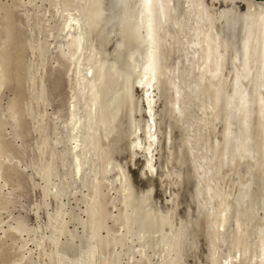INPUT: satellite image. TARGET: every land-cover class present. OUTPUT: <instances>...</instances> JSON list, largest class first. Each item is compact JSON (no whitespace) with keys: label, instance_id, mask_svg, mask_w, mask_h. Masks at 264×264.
<instances>
[{"label":"rangeland","instance_id":"rangeland-1","mask_svg":"<svg viewBox=\"0 0 264 264\" xmlns=\"http://www.w3.org/2000/svg\"><path fill=\"white\" fill-rule=\"evenodd\" d=\"M109 4V0H0V264H219L231 249L217 243L220 234L214 218L218 220L223 189L233 192L239 178L252 170L260 175L261 169H257L260 166L254 159L242 166V171L221 166L217 148L220 119L218 109L214 110V90L220 81L201 72V55L191 47L215 24L217 30L223 33L225 30V34L219 32L227 46L235 45L237 42L232 40H239L240 25L233 22L228 11L225 14L221 9L225 7L223 0L175 3L173 15L181 23L173 25L176 29L172 36L165 27L160 30L167 48L162 42L160 52L164 51L165 60L160 55L163 65L159 68L157 91L156 150L161 148L164 153L155 150L154 157H158L152 160V165L157 170L144 174L143 157L134 152L129 139L132 111L138 105L132 99L136 91L128 57L135 46L126 31L118 30L120 33L111 37L104 34ZM170 37L173 38L168 42ZM74 38L79 45H72ZM173 64L178 66L174 69ZM226 64L225 75L232 67ZM164 65H167V70L162 68L165 72L161 69ZM165 74H171L170 80ZM202 78L213 82L206 84ZM194 86H199L197 91ZM127 88L137 105L131 100L128 101L131 105L127 103ZM92 89L95 91L90 92ZM174 102L180 103V111H173ZM111 121L119 123L112 122V127ZM124 124L128 128H123ZM105 132H112L118 141L123 132L122 142L126 141L122 145L111 133L108 134L111 138H106ZM106 139L110 142L107 146ZM114 141L117 143L112 145ZM124 153H128L125 158L120 155ZM127 161L137 162L138 165H133L141 170L137 166L138 170L130 169L131 163ZM210 166L216 170L212 179L208 178L214 170ZM151 185L153 188L147 187Z\"/></svg>","mask_w":264,"mask_h":264},{"label":"bare ground","instance_id":"bare-ground-1","mask_svg":"<svg viewBox=\"0 0 264 264\" xmlns=\"http://www.w3.org/2000/svg\"><path fill=\"white\" fill-rule=\"evenodd\" d=\"M109 1H110V4L109 5H110L111 8H110V10L107 9V10H109L107 13H109V12L110 13H109L108 19L105 17V19H107L106 22L103 19L104 16L102 17V20L104 21V23H106V24H104V26L106 25V27H105L106 33H104V34H106L107 37H111L114 33H117L116 31H118V30L119 31H123V32L126 31L128 33V35L130 34L129 36L131 37V40L133 41V44L135 46V48L132 49V50H135V51L133 52L131 50V53L132 52L133 53L131 55H129L128 57L130 58L131 72H132V77H130V78L132 80V84L135 87V91H136V93H135L136 96H132V99H135V101L137 100L138 105H137V102L136 103L134 102L137 106L135 105L136 107L134 106L135 108L132 111L133 113H132L131 124H130V126H131V133H130L129 139H130V145L132 146L134 152L136 154H139L140 156L143 157L144 164L142 166L143 167V170L142 171H144L143 173L145 174V173H148V172H152L154 169H156V168H153V165H152V160L154 158L157 159V157H158V156L157 157H154L155 153H157L156 151H162L163 152V150L161 148H160V150H158V149L156 150L157 139H158V132H157L158 127L157 126H158V121H159L158 120V111H157V102H158L157 91L159 90V87H160L159 68H160V66L163 65V63L160 61V55L162 56V58L165 57L164 56L165 53L162 55V53L164 51L161 53L160 52V48L161 47L163 48L164 46L167 48V46L165 45V43H167V41L165 43L163 42V40H162L163 37L161 36L163 32L160 31V30H162V28L165 27L166 30L169 31L168 33L170 34V36H172L173 35V32H175L174 30L176 28L173 25H175L177 23V21H179V18H177V16L179 15V13L176 16L177 19H175V16L173 15L174 10H175V3L177 2V0L176 1L175 0H109ZM193 1L194 0H186V3L187 4H192ZM223 3L225 4V7L224 8L222 7L221 9L222 10L224 9L225 14L228 11V13L230 15L228 13L227 14L229 16H232V19L234 20V21L233 20L232 21L234 23L237 21V24L236 25H240L241 32H239V36H238L239 37V40L238 41H233L232 40V42H234V43L237 42V43H235V45L234 44L233 45L230 44L229 46H227L228 43L226 41H224V38L221 37L220 32H219V31H222V30L221 29L220 30H217L218 28L216 29V27H215L216 24H215V25H210L208 34L206 36H201L200 39L197 38L191 48H192V51L197 52V53H200V55H201L200 58H201V62H202V65H203L201 72H203V74H205V75H208L209 74L208 77H211L210 79L217 78L220 81V85L214 90V91H216V93H215L216 94V108H214V110L215 109H218V111H219L218 112V116H219V119H220V124H218V125H220V129H219L220 130V136L217 137V138H219L218 139V142L219 143L217 144L218 145L217 148H219V150H220V160L219 161H221V163H222L221 166L233 167V168L234 167H237V168L240 169L242 166H245L246 164L249 163V161H252L254 159V162H257L258 165L260 166V168H257V169L258 170L261 169V172H258V173H260V175H259V174L256 173V170H255V172H252V171H254V170H252L251 172H249V174L247 173L246 176L243 177V178H239V176H237L239 178V181H237V184L235 182V185H237V186H236L235 190H232L233 192H231V191L224 192V189H223L222 199H221L222 200V203L221 202L218 203V205L219 204L221 205V207L219 205V208L220 209H219V211H217L218 212V215H216L214 213L216 216H218V220H217V218L216 219L214 218V220L217 221V227H216V229L218 228V231H219V234H220V238H221V241L219 240L220 238L218 240L217 239L216 240H217V243L218 244H220L219 242H221L222 247L223 246H229V247H231V249L227 252V254H225V255L223 254L224 256L221 258L220 262L219 261L218 262H219V264H264V0H223ZM96 5H98V4H96ZM109 5H107L108 8H109ZM197 8H199V7L197 6ZM102 9H104V8H102ZM184 9H185V7H184ZM224 11H223V13H224ZM67 12H69V11H67ZM89 13H90V11H89ZM70 14H71V12H70ZM91 14H93V13H91ZM203 18H204V15H203ZM219 18H221L220 15H219ZM226 19H228V17H226ZM102 20H101V23H102ZM68 22H71V21H68ZM179 22L181 23V20ZM202 22L204 23V19H203ZM234 23H232V24H234ZM100 24H99V27L102 26ZM207 24L209 25V21H208ZM232 24H231L230 27H233ZM226 25L228 26L227 23H226ZM178 26H180V25H178ZM220 26H222V25H220ZM82 27H84V26H82ZM172 28H173V30L170 31V29H172ZM196 28H194V29L196 30ZM223 28L224 27H222V29ZM227 28H229V27H227ZM94 30H96V29H94ZM198 30H200V29H198ZM227 31H229V30H227ZM160 32H161V35H160ZM166 32H164V33L165 34H168ZM198 32H200V31H198ZM201 32H202V30H201ZM203 32H204V30H203ZM118 33H120V32H118ZM222 33H223V31H222ZM165 34L163 36H165ZM223 34H225V30H224V33ZM230 34H232V33H230ZM96 36H97V34H96ZM223 36H225V35H223ZM172 38L171 37L168 38L169 39L168 42H171L170 39H172ZM228 38H230V36ZM101 39H103V38H101ZM115 40H116V38H115ZM225 40H227V38H225ZM162 42L164 43V46H161V44L163 45ZM71 43H73L72 45H75V43H78V45H79V41H77V39L75 40V38L73 40H71ZM99 44H100V42H99ZM102 45L103 44H100V46H102ZM113 45H114V43H113ZM116 47H117V45H116ZM109 48H107V49H109ZM171 49H172V46H171ZM189 53H191V49H190V52ZM112 56H113V54H112ZM116 57H118V56H116ZM164 60H165V58H164ZM176 61H177V59H176ZM227 61L230 64L229 63L226 64ZM160 62L162 63L161 65H160ZM164 63H165V61H164ZM173 63H175V62H173ZM225 64L227 66L228 65L229 66L232 65V67H230L229 71L227 70L229 67L226 66L227 67L226 68V70H227L226 75H225V71H224L225 70ZM166 66L164 65L163 67H161V69L165 67V70H167L166 69ZM176 66H178V65L176 64ZM176 66H174V64H173V68L174 69L176 68ZM173 68L171 70L172 72L174 71ZM177 68H178V70L179 69L181 70V68H179V67H177ZM124 69L125 68H123V70ZM91 71H89V72H91ZM99 71H101V70L99 69ZM104 71H106V70H104ZM120 73H119V75H120ZM163 74L164 73H162V75ZM171 74H170V76H171ZM98 75H100V74H98ZM109 75H111V74H109ZM167 75H169V74H167ZM114 76H115V72H114ZM129 76H131V75H129ZM170 76H167L169 78V80H170ZM201 76H204V75H201ZM172 77H174V76H172ZM164 78H162V79H164ZM177 78H179V77H177ZM78 79H81V78H78ZM109 80H112V79H109ZM165 80H167V82H168V79H165ZM173 80L175 82L178 81V79H176V77H174ZM183 80H184V83H185V79H183ZM183 80H181V82ZM171 81H172V79H171ZM203 81L206 84H208L207 81L208 82L209 81L211 82L212 80H209L208 79L206 81V80L203 79ZM129 82H131V81H128V84H129ZM200 82H201V80H200ZM205 83H204V85H205ZM162 84H161V86H162ZM165 84H164V87H161V88L164 89L165 88ZM182 84H183V82H182ZM174 85H180V84L174 83ZM203 86H201V87H203ZM98 87H99V85H98ZM112 87L114 88V86H112ZM125 87H126V85H125ZM177 87H176V89L178 90ZM179 87H182V85H180ZM194 87L193 88L197 91L196 88L199 87V86H194ZM128 88L125 91H127ZM204 88H206V87L204 86ZM93 89L92 90H89V91L90 92L91 91L94 92L95 90H93ZM130 91H131V89H130ZM127 92H129V91H127ZM131 93H132V91L129 92L128 94H126V95H128V97H127L128 98L127 103L130 104V105L133 103L132 102V99L130 97L131 96ZM165 94H167V93L165 92ZM163 95H164V93H163ZM168 95H169V92H168ZM178 96H179V91L175 95V97L178 98ZM133 97H136L137 99L136 98H133ZM168 97H170V96H168ZM193 97L195 99V96H193ZM164 98H167V97H164ZM130 100H131L132 103L131 102L130 103L128 102ZM162 100H165V99L162 98ZM166 102H165V104H166ZM198 105H200V104H198ZM210 106L212 108L214 107L212 105H210ZM132 107H133V105H132ZM174 109L175 110H173V111H180V109H181L180 103L176 102ZM207 109H209V108H207ZM129 110H127V111H129ZM207 111H209V110H207ZM124 112H125V110H124ZM164 112H162V113L165 114ZM159 113H160V109H159ZM129 114H130V112H128V115ZM163 114H161V115H163ZM206 114H207V112H206ZM215 115L216 114H214V116ZM164 116L167 117V115H164ZM123 117H125V116H123ZM165 117H163V118H165ZM215 117H217V116H215ZM125 118H123L124 120L122 119L124 122L127 119V118L126 119ZM113 119H111V120H113ZM108 120H110V118ZM172 120H174V119H172ZM214 120H215V118H214ZM101 121H103V120H101ZM115 121L114 122L111 121L112 127H113V123H115ZM126 121H128V120H126ZM162 122H163V120H162ZM109 123H110V121H109ZM118 123H119V121H118ZM118 123L116 122L115 124H118ZM121 123H122V121H121ZM160 124L162 125V123H159V125ZM168 125H167V127H168ZM107 126H110V124H108ZM255 126H256V128H255ZM125 127L126 126L124 124L123 125V128H125ZM161 127H160V129L163 128V130H164V127H162V128ZM115 128H117V126ZM126 128H128V127H126ZM165 129H166V127H165ZM172 129H170V130H172ZM219 130H217V131L219 132ZM97 131L99 132V130H97ZM165 131H163V132H165ZM123 132H122V135L125 132L128 133V129H127V131L125 129V132L124 133ZM109 133H111L113 135L112 132H109ZM126 133H125V136L128 135ZM106 134H104V135H106ZM108 134H107V137L106 138H108L109 136H111V135L108 136ZM114 134H116V133H114ZM117 134H118V132H117ZM204 134H205V132H204ZM120 135L121 134H119V136H118V137L121 138L119 141H121V143L123 145V142L126 141V140H124L122 142V140L124 139V137L122 139V135L121 136ZM171 135H172V132H171ZM113 137H114V135H113ZM116 137H117V135H116ZM109 138H111V137H109ZM125 139H128L127 136L125 137ZM178 139H180V138H178ZM161 140H162V138H161ZM214 140H215V138H214ZM101 141H102V139H101ZM106 141L107 142H105V144L107 146V144H109L110 142H108V139H106ZM119 141H118V143H120ZM159 141H160V139H159ZM163 141H164V139H163ZM114 143H117V142L114 141L112 145H114ZM127 143H128V140H127ZM127 143L125 142V144H127ZM102 144H103V142H102ZM175 144H177V143H175ZM117 145H120V144H117ZM122 145H120V147ZM172 145H174V144H172ZM128 146L126 145V148ZM214 146H216V145H213V147ZM112 147H114V146H112ZM104 148H105V146H104ZM107 148H109V146ZM107 148H106V150H107ZM116 149H117V146H116ZM122 149H123V146H122ZM115 151H117V150H115ZM123 151H124V149H123ZM108 152H110L109 149H108ZM129 152H131V151H129ZM128 153H126V154H128ZM126 154L124 153V155H122V154H120V155L123 158H125L124 156ZM131 155L134 156L133 154H131ZM131 155H128V156H131ZM131 158H133V157H131ZM217 158L218 157H216V160H217ZM212 160H215V159H212ZM122 161H124V159H122ZM128 162L129 161H127V163ZM129 163H131V161ZM134 163H135V161H134ZM134 163L129 164V165H131L130 166L131 168L129 167V165L127 166V168L128 167L130 169H132L133 167L136 168V166L138 165V163L137 162L135 163V164H137L136 166L133 165ZM218 163H220V162H218ZM139 164H141V162ZM163 164H160V165H163ZM213 164L214 163H212V165ZM122 165L124 167V164H122ZM213 166H215V165H213ZM259 166H257V167H259ZM137 167H139V166H137ZM162 167H164V165ZM216 167L217 166H215L214 168H216ZM140 168L141 167H139L138 169H140ZM157 168H159V164H158V167ZM212 168L213 167H211V169L210 168H208V169L212 170ZM130 169H129V171H131ZM223 169L224 168H222L221 173L223 172ZM156 170H154V172ZM160 170H164V169H160ZM214 170H212V174L210 172H208L209 174H211V175L208 174L209 175V177H208L209 179H210V176H212L211 179L213 178V174H215V172H216V170L215 171ZM213 171H214V173H213ZM241 171H242V168H241ZM160 172L162 173V171H160ZM239 172H237V173H239ZM177 173H178V171H177ZM156 174H158V173H156ZM153 175H154V173H153ZM158 176H161V175H157V178H158ZM230 178H232V177L230 176ZM233 179H235V177ZM136 180L133 179V181H136ZM159 180L161 181L160 178H159ZM142 182L143 181H141L140 183H142ZM145 182L146 183H150V182H147V181H145ZM162 182H163V180L161 181V183ZM161 183H159V185ZM183 183L185 184V182H183ZM107 184H108V182H107ZM151 184L153 185L152 182H151ZM138 185H140V184H138ZM152 185L151 186H147V187H152L153 188ZM141 186H140V188H143ZM144 188L142 190H144ZM163 188H164V186H163ZM228 188H230V187H228ZM225 189L227 191V188H225ZM128 190H129V188L127 189V191ZM151 191H152V189H151ZM133 192H134V190H133ZM147 192H148V190H147ZM150 194H152V193L150 192ZM184 194H186V193H184ZM137 196H139V195H137ZM156 196H157V194H156ZM195 197L197 198V196H195ZM220 197H221V194H220ZM150 198H152V197H150ZM182 198H184V197H182ZM218 201H220V200H218ZM213 210L215 211V210H218V209L217 208H214ZM208 211H210V210H208ZM209 213H211V212H209ZM161 216L163 217V215H161ZM206 216H208V215H206ZM208 217H210V216H208ZM213 217H214V215H213ZM183 223H185V222H183ZM194 225H195V223H194ZM184 242H186V241H184ZM207 242H209V241H207ZM210 259H211V257H210ZM169 263H170V261H169Z\"/></svg>","mask_w":264,"mask_h":264}]
</instances>
